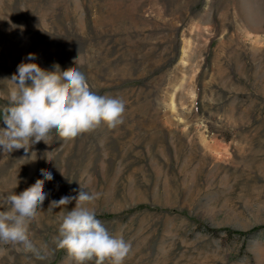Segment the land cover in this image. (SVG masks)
Instances as JSON below:
<instances>
[{
    "label": "rangeland",
    "instance_id": "1",
    "mask_svg": "<svg viewBox=\"0 0 264 264\" xmlns=\"http://www.w3.org/2000/svg\"><path fill=\"white\" fill-rule=\"evenodd\" d=\"M22 62L76 67L125 112L69 141L53 130L27 157L0 148V211L53 176L29 224L44 259L0 241V264H75L55 243L75 201L48 207L80 184L131 243L123 264H264V230L225 232L264 227V0H0V112Z\"/></svg>",
    "mask_w": 264,
    "mask_h": 264
},
{
    "label": "clouds",
    "instance_id": "2",
    "mask_svg": "<svg viewBox=\"0 0 264 264\" xmlns=\"http://www.w3.org/2000/svg\"><path fill=\"white\" fill-rule=\"evenodd\" d=\"M27 59L34 60L35 54L30 53ZM10 80L15 87L10 90L9 105L0 112L7 126L0 128V148L4 153L23 149L27 157L31 145L41 141L49 144L53 130L62 141H69L101 124L112 129L123 123L124 101L94 93L76 67L61 71L56 65L55 71H49L37 63L22 62ZM41 174L44 179H37L19 195H8L10 207L0 211V241L20 245L38 259L44 256L30 238L29 224L43 211L45 180L53 179L50 171L41 169ZM97 197L80 184L78 195L51 201L48 211L75 201V207L60 217L55 243L57 248L67 250L75 264H123L131 243L110 234L94 209L88 207Z\"/></svg>",
    "mask_w": 264,
    "mask_h": 264
},
{
    "label": "trees",
    "instance_id": "3",
    "mask_svg": "<svg viewBox=\"0 0 264 264\" xmlns=\"http://www.w3.org/2000/svg\"><path fill=\"white\" fill-rule=\"evenodd\" d=\"M172 210H170V212H171ZM173 212V211H172ZM175 212V211H174ZM128 214V213H127ZM124 215H126V214H124V213H121V214H117V215H115V216H108V215H106L105 217H107V218H111V217H116V218H118V217H122V216H124ZM257 230H264V227H260V228H254V229H252V230H250V231H248V232H236V231H232V230H225V232L227 233V234H229V235H239V236H247V235H250V234H252L253 232H255V231H257ZM208 231H210V232H213V233H218V232H220L221 230H219V231H216V230H209L208 229Z\"/></svg>",
    "mask_w": 264,
    "mask_h": 264
}]
</instances>
